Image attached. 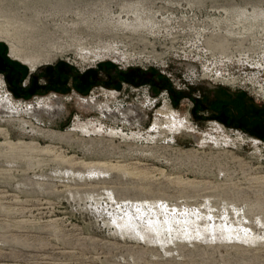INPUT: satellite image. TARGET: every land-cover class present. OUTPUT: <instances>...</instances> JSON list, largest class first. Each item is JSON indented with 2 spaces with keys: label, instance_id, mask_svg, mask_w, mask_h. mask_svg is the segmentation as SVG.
Wrapping results in <instances>:
<instances>
[{
  "label": "rangeland",
  "instance_id": "rangeland-1",
  "mask_svg": "<svg viewBox=\"0 0 264 264\" xmlns=\"http://www.w3.org/2000/svg\"><path fill=\"white\" fill-rule=\"evenodd\" d=\"M0 32V264H264V138L234 118L264 115V0H0Z\"/></svg>",
  "mask_w": 264,
  "mask_h": 264
},
{
  "label": "bare ground",
  "instance_id": "bare-ground-1",
  "mask_svg": "<svg viewBox=\"0 0 264 264\" xmlns=\"http://www.w3.org/2000/svg\"><path fill=\"white\" fill-rule=\"evenodd\" d=\"M3 32H0V34L2 35ZM4 39L8 42L9 44V52L11 54V56H15L18 57L21 61L24 62V64H27L31 70H34L36 68V66L42 62H46L48 61L50 58H52L54 56V53H47L43 50H41V52H36L33 51L30 47L36 46L38 48L41 49L42 47V43L40 40H37V43H34L33 41H29L26 44H28L27 48H24L25 45H20L16 40L15 37H13L12 35H7V36H3ZM27 51V52H25ZM40 51V50H38ZM82 53V54H81ZM80 54L82 55V57H86V56H98L99 54L96 53L94 54L93 50H89V51H84L81 52ZM0 89H1V85H0ZM16 106V102L14 101V98H12V96H7V97H3L1 98V102H0V112H5L8 110H13L15 109ZM133 109H130L128 111L126 110H112L109 113L112 116L115 115H119L122 119H126V120H132L133 118H142L141 115V111L139 109L136 108V106H132ZM31 112L35 113V114H39L40 112L46 113L49 116H55L60 114L63 111V106L62 104H60V102H56V104H52V105H46V104H42V103H38L37 106H33L31 108ZM12 112V111H11ZM106 112V111H104ZM160 112L163 113L165 116L166 115V127H168L170 130H175V131H179L181 129H190L191 126L187 125L186 122L188 120H186L185 118L181 117L180 114H178V112L171 110L169 108H167V106H164V109H160ZM158 124L161 125V121L155 120L154 124ZM222 126H219V128ZM254 139V138H252ZM256 140V139H255ZM193 232V231H190ZM189 232V233H190ZM196 232H202L201 230H198ZM191 234V233H190ZM198 234V233H197Z\"/></svg>",
  "mask_w": 264,
  "mask_h": 264
},
{
  "label": "trees",
  "instance_id": "trees-1",
  "mask_svg": "<svg viewBox=\"0 0 264 264\" xmlns=\"http://www.w3.org/2000/svg\"><path fill=\"white\" fill-rule=\"evenodd\" d=\"M51 66L45 67V69H51ZM120 77L133 81V82H138V81H152L153 84L159 83V85H163L165 82H158L154 79L155 78H162L161 75H151V72L144 71L140 68H133V69H128L127 71H120L119 72ZM32 78L35 81V78H37V75H32ZM76 78L82 82L85 86H89L92 83H97L100 81L98 73L89 68L86 71L79 73L76 75ZM33 81V83H34ZM166 85V84H165ZM212 105H214V108L216 110H221L223 108V100L222 99H217L213 101ZM204 107H207V105H204ZM256 113L258 114L257 116H254L253 118L249 115H243L240 114L238 118L234 117L237 121L246 120L250 123H252L255 128L258 130H254L253 132L256 135H259L264 138V115L262 111H259L257 108H255Z\"/></svg>",
  "mask_w": 264,
  "mask_h": 264
}]
</instances>
